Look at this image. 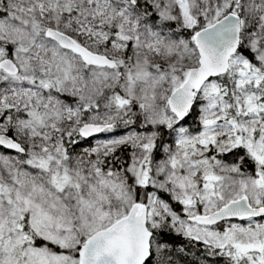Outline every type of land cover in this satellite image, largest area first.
<instances>
[{
  "label": "snow or ice",
  "instance_id": "obj_1",
  "mask_svg": "<svg viewBox=\"0 0 264 264\" xmlns=\"http://www.w3.org/2000/svg\"><path fill=\"white\" fill-rule=\"evenodd\" d=\"M0 264H264V0H0Z\"/></svg>",
  "mask_w": 264,
  "mask_h": 264
}]
</instances>
